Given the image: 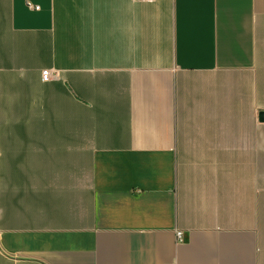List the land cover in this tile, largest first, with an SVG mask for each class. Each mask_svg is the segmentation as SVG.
I'll return each mask as SVG.
<instances>
[{
  "label": "crops",
  "instance_id": "obj_1",
  "mask_svg": "<svg viewBox=\"0 0 264 264\" xmlns=\"http://www.w3.org/2000/svg\"><path fill=\"white\" fill-rule=\"evenodd\" d=\"M262 113L264 0H0V264H264Z\"/></svg>",
  "mask_w": 264,
  "mask_h": 264
},
{
  "label": "built area",
  "instance_id": "obj_2",
  "mask_svg": "<svg viewBox=\"0 0 264 264\" xmlns=\"http://www.w3.org/2000/svg\"><path fill=\"white\" fill-rule=\"evenodd\" d=\"M147 1L152 2V1H154V0H147ZM29 6H30L31 8L38 9V6H32V5H30V4H29ZM56 74H57V73H56L55 70H52V69H44V70H42V72H41V78H42L43 81H47V80H49V79L51 78L52 75H56ZM177 235L180 236V233H177Z\"/></svg>",
  "mask_w": 264,
  "mask_h": 264
},
{
  "label": "water",
  "instance_id": "obj_3",
  "mask_svg": "<svg viewBox=\"0 0 264 264\" xmlns=\"http://www.w3.org/2000/svg\"><path fill=\"white\" fill-rule=\"evenodd\" d=\"M260 119H261V121H264V113H262V114L260 115Z\"/></svg>",
  "mask_w": 264,
  "mask_h": 264
}]
</instances>
